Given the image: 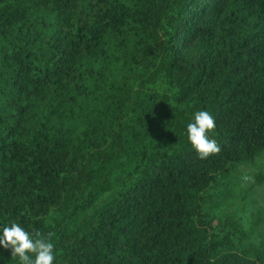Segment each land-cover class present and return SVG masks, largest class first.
Instances as JSON below:
<instances>
[{"label":"trees","instance_id":"16d2710c","mask_svg":"<svg viewBox=\"0 0 264 264\" xmlns=\"http://www.w3.org/2000/svg\"><path fill=\"white\" fill-rule=\"evenodd\" d=\"M263 157L264 0H0V234L53 233V264H264L257 219L206 208Z\"/></svg>","mask_w":264,"mask_h":264},{"label":"clouds","instance_id":"9594fccd","mask_svg":"<svg viewBox=\"0 0 264 264\" xmlns=\"http://www.w3.org/2000/svg\"><path fill=\"white\" fill-rule=\"evenodd\" d=\"M215 127L214 117L204 110L195 112L193 122L187 125V138L198 158L205 159L220 153V145L208 136ZM244 179L249 178L244 177ZM52 236L51 232L47 236L39 231L29 233L13 222L10 226L2 228L0 246L10 249L11 257H18L21 264H53L55 257Z\"/></svg>","mask_w":264,"mask_h":264},{"label":"rangeland","instance_id":"374dc122","mask_svg":"<svg viewBox=\"0 0 264 264\" xmlns=\"http://www.w3.org/2000/svg\"><path fill=\"white\" fill-rule=\"evenodd\" d=\"M260 169L264 171V157L255 166L232 170L227 183L222 184L213 201L206 204V208L218 216L231 213L240 218L247 229L257 219L254 239L264 237V183L257 184L254 179Z\"/></svg>","mask_w":264,"mask_h":264}]
</instances>
